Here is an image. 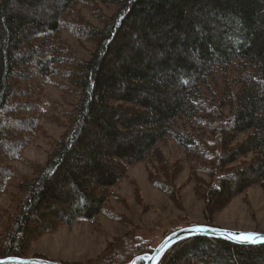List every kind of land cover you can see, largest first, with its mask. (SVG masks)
<instances>
[{
	"label": "trees",
	"instance_id": "16d2710c",
	"mask_svg": "<svg viewBox=\"0 0 264 264\" xmlns=\"http://www.w3.org/2000/svg\"><path fill=\"white\" fill-rule=\"evenodd\" d=\"M62 32L92 43L89 56L78 57ZM50 77L66 80L76 102L37 165L23 152L41 132ZM167 138L184 152L205 226L248 188L264 192V0H0V194L11 180L19 190L0 259L27 258L63 225L122 221L108 206L110 189L137 163L179 206V166L159 149ZM149 254L132 230L68 264H144ZM159 264H264V244L190 237Z\"/></svg>",
	"mask_w": 264,
	"mask_h": 264
},
{
	"label": "rangeland",
	"instance_id": "374dc122",
	"mask_svg": "<svg viewBox=\"0 0 264 264\" xmlns=\"http://www.w3.org/2000/svg\"><path fill=\"white\" fill-rule=\"evenodd\" d=\"M114 10L115 6L104 9L107 14ZM82 13L93 24H98L87 12L82 10ZM60 35L80 58L86 59L93 50V44L88 41L79 42L65 32ZM215 85L219 87L220 81ZM40 100L45 113L40 121L41 132L23 152L28 162L37 165L44 164L54 142L65 132L66 113L75 104L76 96L70 91L66 80L50 77ZM247 134L248 132L239 135L235 142L244 140ZM159 149L169 165L179 166L174 179V185L180 189L179 206L150 184L148 166L145 163L128 166L126 177L110 189L113 198L108 201V206L124 218L122 221L109 220L100 215L94 225L83 222L60 226L55 232L44 234L32 243L27 258L41 257L62 264L84 261L98 255L116 237L132 230L147 243L152 253L174 231L205 225L203 201L194 194V181L190 178V168L184 152L170 138L162 141ZM251 156L252 154L248 155V158ZM13 166L21 176H32L30 165L15 162ZM151 170L153 174H157L156 169ZM201 177L208 180L205 175ZM18 196L17 181H8L0 194V230L3 229L7 217L14 212ZM211 225L232 232H264V192L254 185L235 196L225 208L214 215Z\"/></svg>",
	"mask_w": 264,
	"mask_h": 264
},
{
	"label": "water",
	"instance_id": "95a60500",
	"mask_svg": "<svg viewBox=\"0 0 264 264\" xmlns=\"http://www.w3.org/2000/svg\"><path fill=\"white\" fill-rule=\"evenodd\" d=\"M210 237L220 240H224L233 244L243 245V246H253L264 244V232L254 233V232H232L228 230L219 229L216 227H209L205 225H195L189 226L173 233L167 235L163 241L153 250V252L146 257H141L144 264H159L160 260L164 254L177 242L190 238V237ZM252 236L254 237V242H241L238 237ZM135 261H132L133 264ZM0 264H62L52 261H48L41 258H4L0 259Z\"/></svg>",
	"mask_w": 264,
	"mask_h": 264
},
{
	"label": "snow or ice",
	"instance_id": "6c2138e0",
	"mask_svg": "<svg viewBox=\"0 0 264 264\" xmlns=\"http://www.w3.org/2000/svg\"><path fill=\"white\" fill-rule=\"evenodd\" d=\"M241 242H254V237L252 236H243V237H238Z\"/></svg>",
	"mask_w": 264,
	"mask_h": 264
},
{
	"label": "bare ground",
	"instance_id": "6f19581e",
	"mask_svg": "<svg viewBox=\"0 0 264 264\" xmlns=\"http://www.w3.org/2000/svg\"><path fill=\"white\" fill-rule=\"evenodd\" d=\"M163 241V240H162Z\"/></svg>",
	"mask_w": 264,
	"mask_h": 264
}]
</instances>
